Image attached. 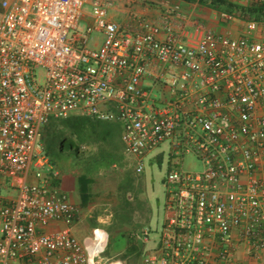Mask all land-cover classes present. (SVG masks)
Returning a JSON list of instances; mask_svg holds the SVG:
<instances>
[{
	"label": "built area",
	"instance_id": "obj_1",
	"mask_svg": "<svg viewBox=\"0 0 264 264\" xmlns=\"http://www.w3.org/2000/svg\"><path fill=\"white\" fill-rule=\"evenodd\" d=\"M85 2L0 0V168L18 186L0 199V264H125L103 260L104 228L74 236L79 210L53 182L43 129L70 114L118 122L138 175L170 142L162 229L143 264H238L239 247L264 250V21L236 37L198 21L188 35L176 4L136 30L107 18L113 0H94L71 33ZM187 156L201 170L184 168Z\"/></svg>",
	"mask_w": 264,
	"mask_h": 264
},
{
	"label": "trees",
	"instance_id": "obj_2",
	"mask_svg": "<svg viewBox=\"0 0 264 264\" xmlns=\"http://www.w3.org/2000/svg\"><path fill=\"white\" fill-rule=\"evenodd\" d=\"M218 12H226L242 22L264 21V1L192 0ZM44 154L53 170L74 171L78 185V205L85 208L92 201L95 184L100 176H114L116 191L108 193L112 200L113 220L121 225L131 222L134 215L150 218L151 207L141 181L125 157L122 128L116 121H101L89 116L70 114L51 118L43 129ZM59 172V171H58ZM119 179V180H117ZM112 196V198H111ZM126 251L137 250L136 235L124 232Z\"/></svg>",
	"mask_w": 264,
	"mask_h": 264
},
{
	"label": "rangeland",
	"instance_id": "obj_3",
	"mask_svg": "<svg viewBox=\"0 0 264 264\" xmlns=\"http://www.w3.org/2000/svg\"><path fill=\"white\" fill-rule=\"evenodd\" d=\"M242 3L247 2L243 0ZM92 11V1L86 0L82 7V17L78 21V28L72 30L71 33L86 27ZM106 11L107 16L115 14L111 6L106 7ZM116 19L114 17V20ZM219 20L220 27H224L227 23H230L222 21L220 18ZM93 35H96V33H93ZM257 35L260 40L264 41L263 30L258 31ZM125 157L127 158V155ZM171 157L170 142L165 140L145 156L144 170L142 174H136L138 181H141L144 187L145 193L143 195L147 198L151 207V216L148 220L138 214L134 215L131 222L125 225H121V222L119 224L117 220H113L112 200L108 196V193L112 192V195L115 197L114 193L118 181H115V175L100 176L97 184H95V194L88 206L85 208L80 207L78 202L72 199L79 210L78 222L73 226L74 236L78 240H82L84 237L89 236L94 228H104L109 235L107 247L101 254L104 261L109 262L119 258L125 261V264H143V255L156 247L162 229L167 193L165 179ZM183 167L191 171H199L202 168L199 160L193 156H187L183 159ZM146 228L148 241L144 243L140 237H142ZM128 231H133L136 235L137 250L133 253L126 251V239L123 233Z\"/></svg>",
	"mask_w": 264,
	"mask_h": 264
},
{
	"label": "crops",
	"instance_id": "obj_4",
	"mask_svg": "<svg viewBox=\"0 0 264 264\" xmlns=\"http://www.w3.org/2000/svg\"><path fill=\"white\" fill-rule=\"evenodd\" d=\"M87 1L94 2V0ZM176 4L180 7L179 11L183 16L181 22L188 35L193 34L195 22L198 21L206 28H211L215 32L228 34L233 37L241 35L244 31L243 22L240 20L232 21L227 23L224 27H220L218 11L208 6L200 5L197 1L192 0H113L111 8H113L115 14L107 16V18L110 21L123 26H131L137 30L140 28L139 20L157 22L162 17L166 6H173ZM114 17L117 18V21L114 20ZM101 41L102 34L96 33V35H93L90 46L97 47L100 45ZM153 68L156 69V67ZM150 85L151 80H145L144 88L150 89ZM33 171L34 166L32 165L31 171L25 177L26 183L34 181ZM54 172L56 173L55 176H53L54 184L64 191L71 201L73 199L78 202L79 193L75 177L76 173L73 170L65 173L64 171L61 172L59 169L54 170ZM17 194V179L6 175L0 168V199L3 201H10L14 199ZM237 262L238 264H264V250L259 251L256 255L249 253L246 255L242 247H239L237 250Z\"/></svg>",
	"mask_w": 264,
	"mask_h": 264
}]
</instances>
